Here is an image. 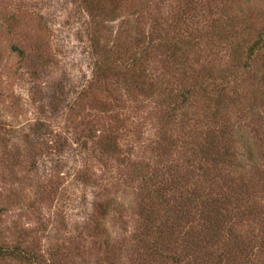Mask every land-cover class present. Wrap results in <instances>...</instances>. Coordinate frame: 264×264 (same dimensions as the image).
Instances as JSON below:
<instances>
[{"label": "rangeland", "instance_id": "374dc122", "mask_svg": "<svg viewBox=\"0 0 264 264\" xmlns=\"http://www.w3.org/2000/svg\"><path fill=\"white\" fill-rule=\"evenodd\" d=\"M0 249L264 264V0H0Z\"/></svg>", "mask_w": 264, "mask_h": 264}, {"label": "trees", "instance_id": "16d2710c", "mask_svg": "<svg viewBox=\"0 0 264 264\" xmlns=\"http://www.w3.org/2000/svg\"><path fill=\"white\" fill-rule=\"evenodd\" d=\"M19 53V52H18ZM0 252H1V249H0Z\"/></svg>", "mask_w": 264, "mask_h": 264}]
</instances>
